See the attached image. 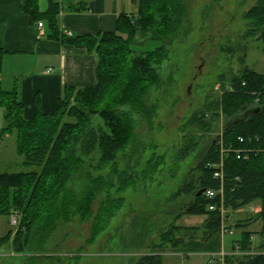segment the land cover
<instances>
[{
    "label": "trees",
    "instance_id": "trees-1",
    "mask_svg": "<svg viewBox=\"0 0 264 264\" xmlns=\"http://www.w3.org/2000/svg\"><path fill=\"white\" fill-rule=\"evenodd\" d=\"M29 4L23 7L33 18L36 8ZM56 11L57 5H53L47 13L52 31L49 36L95 54L97 81L93 86L66 87L55 111L38 108L35 116L26 118L18 78L12 89L2 86L7 51L0 49V109L4 118L0 138L15 135L16 152L26 169L1 171L0 158V216L21 215L19 228L0 236V249L11 245L17 252L45 251L59 224L77 213L83 221H91V242L106 230L124 206L121 194L141 179L128 164L138 150L130 147L137 139L138 119L154 123L158 105L151 101V93L162 83L160 68L169 58V46L190 15L188 0H138L135 14L119 17L117 31L72 36L58 29ZM243 19V39L262 42L264 51V0H257ZM145 40L161 45L145 52L133 49L134 43ZM243 51L242 61L246 59ZM219 80L220 97L195 111L181 127L183 145L174 157L172 177L202 143L206 149L173 193V199L182 195L188 201L172 213V223L155 246L183 247L187 239L208 241L223 226L228 230L235 227L241 236L233 241L232 251L239 249L241 253H229L226 264H264V73L245 65L240 72L221 74ZM221 135L225 145L253 150L248 159L238 158L235 151L225 156L223 181L208 166L220 159L217 142ZM123 157L129 159L122 169L119 161ZM164 162L163 155L148 159L142 180L150 181ZM108 167V174H95ZM220 185L222 195H198L203 188L219 191ZM258 200L261 208L255 218L227 222L235 210ZM199 214L206 216L199 226L178 223L185 215ZM256 220L262 221L258 233L247 229ZM139 221L137 226L143 229ZM135 264H164V256L144 254Z\"/></svg>",
    "mask_w": 264,
    "mask_h": 264
},
{
    "label": "rangeland",
    "instance_id": "rangeland-1",
    "mask_svg": "<svg viewBox=\"0 0 264 264\" xmlns=\"http://www.w3.org/2000/svg\"><path fill=\"white\" fill-rule=\"evenodd\" d=\"M256 2L188 0L189 18L175 42L169 46V58L160 68L162 83L151 93V101L158 105L154 123L149 124L137 117V139L130 147H137L138 150L134 148L136 153L128 164L131 165V171L140 175L141 179L135 187L121 194L125 197L124 206L112 218L106 230L91 242V221H83L77 213L72 220L59 224L45 251L17 252L11 245H5L0 249V264H135L144 254L162 255L164 264H193L191 258L185 260L177 248L155 246L161 239L162 231L172 223V213L179 211L177 208L188 201L182 195L173 199V193L182 185L190 170L197 166L206 149V143H202L182 161L180 170L172 177L174 157L183 145L181 127L195 111L202 110L207 103L220 97L221 74L232 75L240 72L245 65L264 73L262 42L244 40L242 37L246 27L243 14ZM159 45V41L145 40L142 44L134 43L132 47L145 52ZM243 49L246 50L244 61ZM10 71L7 64L3 74L4 87L12 80ZM221 117L222 127L225 120L223 115ZM3 126V110L0 109V131ZM15 140L14 134L0 138L1 171L26 170L21 166ZM225 146L229 148L230 145ZM161 155L165 162L160 165L159 172L150 181H143L141 173L148 159ZM128 159L121 158L119 167L123 169ZM109 170V167L104 168L95 171V174L106 175ZM221 185L217 189L223 191ZM254 211L253 208L248 209V212L243 211L237 218L254 214ZM13 215L0 216V236L11 228H19L21 215L15 212L17 225L12 221ZM205 219L206 216L201 214L185 215L178 223L199 226ZM139 220L142 221L140 224L143 229L137 226ZM253 225L254 232L258 233L262 222L256 220ZM240 236V231L227 233L224 244L228 248L233 247L232 241ZM258 238L256 236L255 240ZM220 252L210 253L209 260Z\"/></svg>",
    "mask_w": 264,
    "mask_h": 264
},
{
    "label": "crops",
    "instance_id": "crops-1",
    "mask_svg": "<svg viewBox=\"0 0 264 264\" xmlns=\"http://www.w3.org/2000/svg\"><path fill=\"white\" fill-rule=\"evenodd\" d=\"M27 2L35 5L33 18L23 7ZM53 5H57L58 29L72 36L115 32L121 15L131 16L138 10V0H0V49L7 51L3 57L2 86L10 90L18 78L26 118L35 116L38 108L43 112L55 111L66 87L93 86L97 81L95 54L85 47L62 43L49 36L52 31L47 13ZM39 22H43V26L39 27ZM7 64L12 80L4 87L3 74ZM252 208L254 214L237 218ZM260 208L258 200L235 210L228 219L255 218ZM254 223L247 229L254 231ZM229 231L241 232L235 227ZM225 235L219 232L208 241L187 239L177 250L185 260L191 258L193 264H211L210 253L232 251L231 246L228 248L224 244Z\"/></svg>",
    "mask_w": 264,
    "mask_h": 264
},
{
    "label": "built area",
    "instance_id": "built-area-1",
    "mask_svg": "<svg viewBox=\"0 0 264 264\" xmlns=\"http://www.w3.org/2000/svg\"><path fill=\"white\" fill-rule=\"evenodd\" d=\"M39 27L43 26V22H39L38 24ZM68 35H72L71 33H68ZM50 70V69H49ZM245 139L242 137L240 138V141H244ZM218 146L220 148V153H221V156H220V159L214 163L212 162H209L208 163V166L210 168H213L214 169V176L216 178H218L219 180L223 181L224 180V159H225V156L230 152V151H235L237 153V157L238 158H244V159H248L249 157V153H251V151H253L251 148H242V149H235L234 147L232 146H229V148H224L226 147L224 142H223V137L222 135L220 136V138L218 139ZM218 192H220V194L222 195L223 191L222 189H220L219 191H217L216 189H207L205 191V193L207 194V196L209 197H214ZM211 208H215V207H211ZM222 212H224L223 209H221ZM13 215L12 217V221L14 224L17 225L18 223V220H17V217ZM221 234H227L229 233L230 231L227 229L226 226H223L222 229H221ZM232 252V251H231ZM230 252V253H231ZM234 253H241L239 251V249H236ZM229 253L228 252H220L218 254H215L214 256H211L210 258V263L211 264H226L225 262V258L226 256L228 255Z\"/></svg>",
    "mask_w": 264,
    "mask_h": 264
},
{
    "label": "water",
    "instance_id": "water-1",
    "mask_svg": "<svg viewBox=\"0 0 264 264\" xmlns=\"http://www.w3.org/2000/svg\"><path fill=\"white\" fill-rule=\"evenodd\" d=\"M205 192V189L203 188V189H200L199 190V192H198V195H201V194H203Z\"/></svg>",
    "mask_w": 264,
    "mask_h": 264
}]
</instances>
